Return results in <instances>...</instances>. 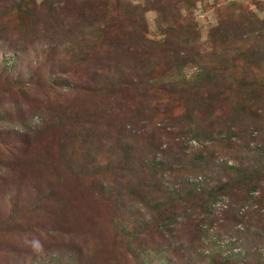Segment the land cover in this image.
I'll return each instance as SVG.
<instances>
[{
    "label": "rangeland",
    "instance_id": "obj_1",
    "mask_svg": "<svg viewBox=\"0 0 264 264\" xmlns=\"http://www.w3.org/2000/svg\"><path fill=\"white\" fill-rule=\"evenodd\" d=\"M0 264H264V0H0Z\"/></svg>",
    "mask_w": 264,
    "mask_h": 264
},
{
    "label": "trees",
    "instance_id": "obj_2",
    "mask_svg": "<svg viewBox=\"0 0 264 264\" xmlns=\"http://www.w3.org/2000/svg\"><path fill=\"white\" fill-rule=\"evenodd\" d=\"M156 164H158V163H156ZM146 168H148V167H146ZM225 171L228 175H239L240 177H242V179L244 180L245 183H249L250 181H256V183H258L259 176L261 175V173H259V175H254L256 173V171L246 169L245 166H232L231 165V166H227V169H225ZM250 173H253V174L251 175ZM247 177L250 179L248 180ZM233 214H234V212L232 213V215ZM229 259H230V257L228 256V257H226L225 261H227Z\"/></svg>",
    "mask_w": 264,
    "mask_h": 264
}]
</instances>
